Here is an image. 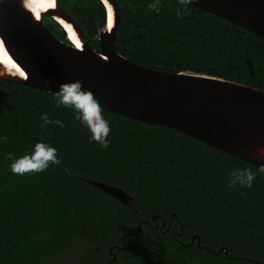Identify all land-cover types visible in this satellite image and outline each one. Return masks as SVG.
Wrapping results in <instances>:
<instances>
[{"label": "trees", "instance_id": "trees-1", "mask_svg": "<svg viewBox=\"0 0 264 264\" xmlns=\"http://www.w3.org/2000/svg\"><path fill=\"white\" fill-rule=\"evenodd\" d=\"M57 2L98 49L95 35L106 22L102 1ZM117 2L114 46L129 60L264 89V38L258 34L179 0H160L159 12L149 8L156 0ZM42 19L67 41L57 22ZM45 113L64 126H42ZM104 117L111 127L106 149L72 109L58 104L56 92L0 79V264H57L80 242L83 264H104L115 244L121 262L264 264V173L258 166L166 125L105 108ZM41 141L58 149L61 163L13 174L6 154L18 158ZM236 168L256 172L251 188L229 187ZM82 176L123 188L137 211Z\"/></svg>", "mask_w": 264, "mask_h": 264}, {"label": "water", "instance_id": "water-1", "mask_svg": "<svg viewBox=\"0 0 264 264\" xmlns=\"http://www.w3.org/2000/svg\"><path fill=\"white\" fill-rule=\"evenodd\" d=\"M101 1L106 22L95 35L96 49L57 0H0V79L49 92L59 91L61 83L79 80L105 109L172 127L258 167L264 165V159H254L258 149L264 148V89L204 72L151 68L129 60L114 46L119 4L117 0ZM190 4L264 38V0H193ZM44 15L60 25L67 41L49 29ZM82 178L137 211L134 197L123 188ZM195 238L199 243V236ZM116 258L113 253L110 260Z\"/></svg>", "mask_w": 264, "mask_h": 264}, {"label": "clouds", "instance_id": "clouds-1", "mask_svg": "<svg viewBox=\"0 0 264 264\" xmlns=\"http://www.w3.org/2000/svg\"><path fill=\"white\" fill-rule=\"evenodd\" d=\"M192 2L193 0H179V3L185 6ZM159 3L160 0H156L155 3L149 5V8L159 12ZM182 14L181 12L177 13L178 16ZM56 98L58 104L70 108L76 113V119L90 131L93 141L105 149L109 146L110 123L104 117V108L100 101L91 90H85L79 80L61 83L59 91L56 92ZM41 120L43 121L42 126L52 123L61 127L64 126L60 120L52 121L47 113L41 117ZM2 139L7 141L6 136ZM6 158L12 162L10 165L11 171L17 175L41 173L47 170L50 165L61 163L58 158V149L43 141L37 142L29 153L17 158L13 153L9 152L6 154ZM254 159H264V148L258 149ZM258 171L264 173V165H260ZM256 175V172L251 168H236L230 174L229 187L251 188Z\"/></svg>", "mask_w": 264, "mask_h": 264}, {"label": "rangeland", "instance_id": "rangeland-1", "mask_svg": "<svg viewBox=\"0 0 264 264\" xmlns=\"http://www.w3.org/2000/svg\"><path fill=\"white\" fill-rule=\"evenodd\" d=\"M85 246L83 242H80L75 249L59 257L57 264H83V260L87 259V255L84 254ZM119 264H141L133 262H121Z\"/></svg>", "mask_w": 264, "mask_h": 264}, {"label": "flooded vegetation", "instance_id": "flooded-vegetation-1", "mask_svg": "<svg viewBox=\"0 0 264 264\" xmlns=\"http://www.w3.org/2000/svg\"><path fill=\"white\" fill-rule=\"evenodd\" d=\"M121 241H122V240H121ZM111 246H112V245H111ZM111 246H109V249H108V253H109L110 257L107 258V259L104 261V264H106L107 262H108V264H119L118 257L116 258L115 261L110 260L111 257H112V255H113V253H115V252H114V249L117 248V247H116V244H115L114 247H112V251H111V250H110V247H111ZM109 260H110V261H109Z\"/></svg>", "mask_w": 264, "mask_h": 264}, {"label": "snow or ice", "instance_id": "snow-or-ice-1", "mask_svg": "<svg viewBox=\"0 0 264 264\" xmlns=\"http://www.w3.org/2000/svg\"><path fill=\"white\" fill-rule=\"evenodd\" d=\"M109 29H111V27H112V18H111V13L109 14ZM77 47H80V45H79V43L77 44ZM21 75H24V73L23 72H21Z\"/></svg>", "mask_w": 264, "mask_h": 264}, {"label": "bare ground", "instance_id": "bare-ground-1", "mask_svg": "<svg viewBox=\"0 0 264 264\" xmlns=\"http://www.w3.org/2000/svg\"><path fill=\"white\" fill-rule=\"evenodd\" d=\"M47 1L52 2V0H47ZM108 11H109V14L111 13V17H112V11H111V8L110 7H109V10ZM71 35H72V33H71ZM72 37H73V35H72ZM74 41H75V39H74Z\"/></svg>", "mask_w": 264, "mask_h": 264}]
</instances>
